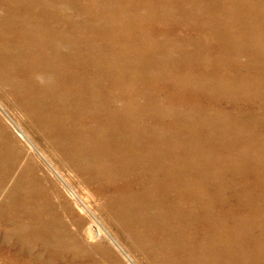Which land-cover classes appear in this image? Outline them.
<instances>
[{"label":"bare ground","instance_id":"obj_1","mask_svg":"<svg viewBox=\"0 0 264 264\" xmlns=\"http://www.w3.org/2000/svg\"><path fill=\"white\" fill-rule=\"evenodd\" d=\"M240 56L244 58L243 61L238 60ZM109 64L113 66L110 68ZM101 65L109 68V72L104 74L110 81L117 80L118 75H113V70L120 71L126 68V65L133 71L141 70L148 75L154 74L158 82L170 84L169 114L177 113L174 102L178 100V105L185 106V110L179 111L181 119H185L183 117H187L188 114L198 117L204 114L207 120L221 121L219 123L223 124V132L227 136V133L231 132L229 128H233L232 123L244 117L256 120V114L260 113L253 105L260 100L259 92L264 81V0H0V79L28 96V101L33 100L28 102L29 110L33 112L34 109L38 112L39 120L46 127H54L55 114L61 111L68 117L80 116V120L92 119L95 123L94 128L102 125L104 134L109 139L115 140L118 134H124V129L128 131V135L122 136V141L135 140V143L137 142L141 147L139 146V150L116 148L114 159L117 158L123 167L128 166L131 170L142 171L135 181L136 187L139 188L130 200L136 202L141 196L147 202H151L148 203L147 211H152L153 207L156 214L154 220L146 215L143 220L138 215L137 223L135 218L132 220L127 218L132 214H128L129 210H127L126 216L122 214L125 221L135 226L141 222L139 225H142V228L147 223L155 229L159 236H156V240L161 242L164 241L166 232L162 233V230H158L161 228L157 222L165 226V231L169 232L166 237L169 249L170 224L179 228V234L174 235L176 240L173 241L179 243L182 248L189 249L195 246L196 240L193 239V235L185 233V230L190 229L195 231L196 235L202 236L204 249L210 246L216 247L218 233L221 225L225 224L226 217L221 219L212 216L211 201L204 202L202 190L194 186L195 182L194 184L190 182V186L193 187L188 188L189 190L183 188L184 185L181 186V182L175 179L180 177V174L183 179V173L174 175L176 169L170 167L171 160L180 165L187 157L185 153L191 151L187 150L184 153L185 146L179 147L180 149L176 147L178 156L175 159L164 158V152H160L163 145L162 138L156 135L153 129L148 133L138 130L137 124L132 119L135 116L128 115L129 111L126 108L107 112L102 99L105 96L104 87L99 82L103 76L98 74L93 76L95 79L90 78L89 70L84 68L93 67L94 70L96 66L101 67ZM34 75L43 77L44 81L41 79L43 86L34 80ZM129 78L134 81L138 79L133 74H129ZM52 91L55 100H51ZM35 93L43 95L44 98L39 102L35 101L32 96ZM222 96L230 111L217 107L221 103ZM56 104H59L58 108H55ZM150 112L155 114L153 109ZM79 122L77 136L79 138L82 135L84 137L89 135L88 143L91 146L93 128ZM74 129L76 134L75 126ZM231 134L233 136L232 132ZM253 140L254 144L264 147V135ZM115 144L113 143L114 146ZM75 148H83V146L76 144ZM74 153L78 160L82 159L83 151L74 149ZM244 156L245 153H241V157ZM166 159L169 161V164L166 162L169 167L161 164ZM139 163L142 166L140 170L137 169L139 166L136 167ZM4 167L0 168V181L5 182L10 176ZM27 178L25 184L11 180L9 188L0 197V216L5 215L9 218V222L15 226L14 229L11 228L15 230L14 232L24 231L26 234L22 238L25 241L33 236L29 230L33 225L35 228L40 225L45 226L41 220L45 205L39 201L40 197H37L39 192L36 193V190L27 186L36 183L32 180L34 177ZM23 184L28 192L27 196L24 192L19 200L14 193L23 191ZM140 193L142 195H139ZM35 203L38 205L36 206ZM226 215L228 214L225 213L224 216ZM244 216L245 214L239 216L237 225L244 223L246 219ZM226 241L228 240H224ZM206 252L207 254L203 252V258L210 256L207 249ZM9 262L26 264V261ZM167 263L170 264V261ZM186 264H264V261L210 260L187 261Z\"/></svg>","mask_w":264,"mask_h":264},{"label":"rangeland","instance_id":"obj_2","mask_svg":"<svg viewBox=\"0 0 264 264\" xmlns=\"http://www.w3.org/2000/svg\"><path fill=\"white\" fill-rule=\"evenodd\" d=\"M88 34L86 31V35ZM238 60L243 61L244 58L240 56ZM109 65L110 68L113 66ZM84 68L89 70L90 78L98 76V74L103 76L99 82L104 87L105 96L102 98L104 109L107 112H113L119 108H126L129 111L128 115L135 116L132 119L137 124L138 130L148 133L153 129L155 134L162 138L163 145L160 152H164V158L173 157L175 159L178 156L177 148L180 149L184 146L187 148L183 150L184 153L187 150L191 151L185 153L187 157L180 165L173 163L174 161L170 159L172 163L170 167L176 169L174 170L176 173L172 171L174 175L183 173V179L186 180L182 179L181 174L180 177L176 176L177 178H175L179 183L181 182L180 185H184H181L183 188L189 190L188 188L193 187L190 186V182L193 184L195 182L194 186L202 190L204 202L211 201L212 216L215 215L221 219L226 217L225 224L221 225V231L219 230L218 233L217 248L212 246L208 247L209 249L206 248L210 256L214 253L215 255L210 259H208L210 256L203 258V252L206 254L207 252L204 245L202 247V236L196 235L192 229L185 230V233L193 235V239L196 240L195 246L189 249L182 248L179 243L173 241L176 240L174 235L179 234V228L170 224L169 249L168 238H166L169 232L165 231V226H161L157 222L161 228L158 230H162V233L166 232L162 243L156 240L155 229L147 223L142 228V225H139L141 222L135 226L122 217V214L126 216L127 210H129L128 214H132L127 218L130 220L135 218L138 223V215L139 218H143L145 215L149 218L151 216L154 220L156 214L153 207L152 211H147L149 210L148 203L151 202H147L141 196L136 202L130 200L139 188V186L136 187L135 181L140 175L139 172H142L140 163L136 165V167L139 166L137 169L140 171H135L128 166H121L118 159H114L116 148L140 149V145L135 143V140L122 141V136L128 135V131L124 129V134H118L119 138L109 139L105 136L102 125L99 124L100 126L94 128L95 123L92 119L80 120V116L68 117L61 111L55 114V128L53 126L46 127L39 120L38 112L34 109L33 112L29 110L30 103L28 102H33V100L28 101V96L0 79V165L2 164L0 168L3 169L5 166L4 168L10 176L5 182L0 181V193L2 192L0 197L9 188L11 180L21 181L25 184V180H28L27 177L29 179L34 177L35 179L32 180L34 183L36 182L35 186H27L36 190V193L39 192L37 197H40L39 201L45 205L42 211L43 219L41 218L45 226L41 227L42 225H40L35 228L33 225V228L29 229L33 236L28 241L22 238L26 234L24 231L14 232L15 226L9 222V218L5 215L0 216V261H2L0 264H7L9 261H26V264L29 262H31L30 264H168L167 261H170V264H186L187 261L210 260L264 261V147L253 142V139L264 135V99H262L264 98V81L263 85L261 84L262 90L260 89L259 92L260 100L253 105L260 112L256 114L257 119L244 117L242 120H236L237 122L232 123L234 126L231 125L233 128H229L233 136L231 132H228L226 136V133L223 132V124L219 123L221 121L207 120L204 114H201L200 117L188 114L187 117H183L185 119H181L179 111L185 110V106L178 105V100L174 102L177 113L169 114L170 84L158 82L154 74L148 75L141 70L133 71L126 65V68H119L120 71L114 69L113 75H118L117 80L110 81L104 74V72H109L108 67L96 66L94 70L93 67H90L91 69ZM129 74L138 77L136 82L129 78ZM33 78L43 86V77L36 75ZM35 94L32 95L35 101L39 102L44 98L41 94ZM53 96L52 91L51 100H55ZM224 100L223 96L220 97L222 105L219 104L217 107L230 111ZM58 107L59 104H56L55 108ZM152 109L155 114L150 112ZM78 121L84 123V126H92L91 146L88 143L89 135L86 137L82 135L78 138ZM80 122L79 124H81ZM232 139L234 140L231 141ZM113 143H116L115 146ZM76 144L82 145L83 148H75ZM74 149L83 151L82 159L78 160L75 157ZM257 150L261 151L258 153ZM169 152L170 154H168ZM241 153H245L246 156L241 157ZM191 157L193 158L190 159ZM166 162L169 164L167 159L161 164L166 167L168 166ZM24 184L23 191L14 193L19 200L24 192L27 196L28 191ZM33 195L36 198L34 193ZM35 200L37 201V199ZM35 200L34 202H36ZM16 201L19 203L18 200ZM14 204L16 206V203ZM35 205L37 206L38 203ZM227 210L229 211L226 212ZM225 213L228 215L224 216ZM243 214L246 218L244 223L237 225ZM35 216L37 217V215ZM240 227L242 228L240 229ZM41 230L44 231L41 232ZM12 234H15L16 238ZM224 240L228 241L224 242ZM258 242L259 244H257ZM169 250L170 256H168Z\"/></svg>","mask_w":264,"mask_h":264}]
</instances>
